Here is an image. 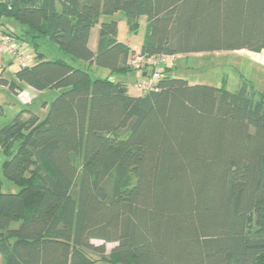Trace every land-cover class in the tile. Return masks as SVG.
<instances>
[{
    "label": "trees",
    "instance_id": "trees-1",
    "mask_svg": "<svg viewBox=\"0 0 264 264\" xmlns=\"http://www.w3.org/2000/svg\"><path fill=\"white\" fill-rule=\"evenodd\" d=\"M117 12L130 33L146 17L142 57L264 49V0H0L1 31L32 44L0 85L58 90L42 118L23 108L0 129L18 186L0 180V264H264V88L190 83L167 64L129 93L110 76L135 71V51L101 20ZM45 38L86 65L48 56Z\"/></svg>",
    "mask_w": 264,
    "mask_h": 264
},
{
    "label": "rangeland",
    "instance_id": "rangeland-1",
    "mask_svg": "<svg viewBox=\"0 0 264 264\" xmlns=\"http://www.w3.org/2000/svg\"><path fill=\"white\" fill-rule=\"evenodd\" d=\"M117 20V38L129 43L135 47H140L147 34V19L140 16L138 28L135 33H130L126 20L121 12L113 15H102L101 20ZM99 23L91 29V36L97 37ZM17 29V28H16ZM22 44L23 50L32 51V44L18 40ZM41 48L48 56L59 55L65 57L75 66H85L86 62L79 58H70L69 55L63 54L57 45L50 39L45 38L39 41ZM94 42L92 41V44ZM29 53V52H26ZM136 53V52H135ZM1 56H3L1 58ZM6 64L3 76L13 78V72L17 68L16 59L9 52L0 55V68ZM175 70L172 75L182 77L190 83H205L215 86L224 85L229 90H235L241 83L240 75L250 80L258 90L264 88V64L258 59L255 52L247 49L239 50H220L208 52H194L189 54L178 55L172 64ZM92 78L104 77L108 74V69L101 66H91L89 69ZM127 74V75H125ZM125 76L132 81L136 72L118 73L116 79H124ZM58 93L56 89H46L42 91L35 90L26 86L19 94L12 92L7 86L0 85V129L9 124L15 114L23 108H30L35 111L41 118L45 115L50 101ZM47 101L44 108L43 102ZM3 155L0 153V180L2 181L1 189L3 191H16V186L11 180L6 178L1 170V161Z\"/></svg>",
    "mask_w": 264,
    "mask_h": 264
},
{
    "label": "built area",
    "instance_id": "built-area-1",
    "mask_svg": "<svg viewBox=\"0 0 264 264\" xmlns=\"http://www.w3.org/2000/svg\"><path fill=\"white\" fill-rule=\"evenodd\" d=\"M6 52H9L16 59L17 65H26L29 60V55L26 54L23 48L14 44L13 38L0 29V54ZM177 56L174 54H159L157 56L142 57L136 52L131 60L137 74L134 86L141 92L154 88L163 74V67L174 62Z\"/></svg>",
    "mask_w": 264,
    "mask_h": 264
},
{
    "label": "crops",
    "instance_id": "crops-1",
    "mask_svg": "<svg viewBox=\"0 0 264 264\" xmlns=\"http://www.w3.org/2000/svg\"><path fill=\"white\" fill-rule=\"evenodd\" d=\"M92 41L94 42L93 44H92ZM96 41H97V37L94 35L93 37L91 36V33H90V37H89V44H90V46L93 48V49H95L96 48ZM129 44V43H128ZM130 45V44H129ZM130 47L135 51V52H138L139 51V47H135V46H133V45H130ZM256 53V55H258V59H260V62L261 63H263L264 64V49L263 50H261V51H259V52H255ZM3 56H1V58H2ZM4 58V57H3ZM173 64V62L171 63V65ZM4 67H6V64L4 63V64H2ZM129 72H133L134 73V71H129ZM127 73V72H126ZM108 75V74H107ZM125 75H127V74H125ZM136 76H137V74H136ZM115 78L116 79V75L115 74H111V76H110V78ZM137 78V77H136ZM120 81H122V82H125L126 83V85H127V88H128V91H129V93H131V94H139L141 91L138 89V88H136L135 86H134V82H135V77H134V79L131 81L130 80V78H128L127 76H125V78L124 79H119ZM45 108V107H44ZM110 246H112V243H108L107 244V247L109 248ZM97 264H114V263H109V262H105V261H100V262H98ZM117 264V263H116Z\"/></svg>",
    "mask_w": 264,
    "mask_h": 264
}]
</instances>
